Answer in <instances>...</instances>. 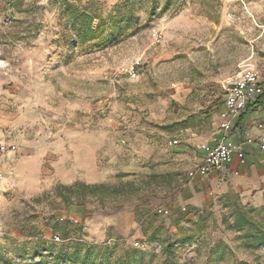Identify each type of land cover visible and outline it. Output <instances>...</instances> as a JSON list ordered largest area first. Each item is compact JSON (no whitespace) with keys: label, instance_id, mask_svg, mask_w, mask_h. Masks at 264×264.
<instances>
[{"label":"rangeland","instance_id":"rangeland-1","mask_svg":"<svg viewBox=\"0 0 264 264\" xmlns=\"http://www.w3.org/2000/svg\"><path fill=\"white\" fill-rule=\"evenodd\" d=\"M244 69L264 0H0V264H264V205L188 178Z\"/></svg>","mask_w":264,"mask_h":264},{"label":"crops","instance_id":"crops-1","mask_svg":"<svg viewBox=\"0 0 264 264\" xmlns=\"http://www.w3.org/2000/svg\"><path fill=\"white\" fill-rule=\"evenodd\" d=\"M224 122L230 124V129L228 131L220 129L212 143L203 145L196 152L194 163L199 165L203 161L206 154L203 148H213L219 141H224L232 146L242 145L243 160H240L235 154L231 162L221 170L196 178L205 183L210 195L221 196L234 193L239 196V200L243 204L264 205V150L258 143L261 138H264V95L257 98L238 117L227 118ZM247 139L255 142L247 144L245 142ZM22 149L27 151L22 152V155H27L29 148ZM7 154L9 155V152ZM7 154L4 159H8ZM10 159L14 160V155ZM7 171L8 168L4 169L2 163L4 177ZM202 198L196 196L191 201L196 204L203 200Z\"/></svg>","mask_w":264,"mask_h":264},{"label":"built area","instance_id":"built-area-1","mask_svg":"<svg viewBox=\"0 0 264 264\" xmlns=\"http://www.w3.org/2000/svg\"><path fill=\"white\" fill-rule=\"evenodd\" d=\"M156 36V35H155ZM264 95V85L261 82L259 75L250 70L244 69L240 71L236 77L229 83L228 91L224 99L225 106V120L227 118H236L243 113L249 106H251L257 98ZM220 129L228 131L230 129L229 123H221ZM247 144L255 141L247 139ZM259 146L264 150V138L259 140ZM15 145H5L0 143V178L2 176V163L5 155L8 152H14ZM206 151L203 161L188 172L190 180L198 176H206L214 171H219L227 164H229L236 154L240 160H243L242 145L232 146L219 141L213 148H203ZM55 241H59L56 237Z\"/></svg>","mask_w":264,"mask_h":264},{"label":"trees","instance_id":"trees-1","mask_svg":"<svg viewBox=\"0 0 264 264\" xmlns=\"http://www.w3.org/2000/svg\"><path fill=\"white\" fill-rule=\"evenodd\" d=\"M169 1V0H168ZM202 1V0H201ZM91 21V19H90ZM100 33V26H97L95 30H91V27L88 26V28L85 31V34L89 36V40H94L99 36ZM57 190L64 191L68 194L75 195L78 197V199H81L82 196L86 195H103V196H122L124 194L133 192L135 189L133 187V184L131 183H125V184H119V185H84L81 183H75L72 186H62L59 185L57 187ZM223 198H227V195L222 196ZM68 202H70V198L65 199ZM257 233L254 234L251 239L256 243L257 246H263L264 245V230L261 229L258 226Z\"/></svg>","mask_w":264,"mask_h":264},{"label":"bare ground","instance_id":"bare-ground-1","mask_svg":"<svg viewBox=\"0 0 264 264\" xmlns=\"http://www.w3.org/2000/svg\"><path fill=\"white\" fill-rule=\"evenodd\" d=\"M4 179V174L2 173V176L0 178V182Z\"/></svg>","mask_w":264,"mask_h":264}]
</instances>
